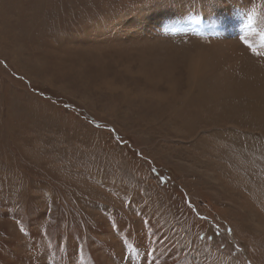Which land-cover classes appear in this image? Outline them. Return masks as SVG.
I'll return each instance as SVG.
<instances>
[{"label": "rangeland", "instance_id": "obj_1", "mask_svg": "<svg viewBox=\"0 0 264 264\" xmlns=\"http://www.w3.org/2000/svg\"><path fill=\"white\" fill-rule=\"evenodd\" d=\"M0 264H264V0H0Z\"/></svg>", "mask_w": 264, "mask_h": 264}, {"label": "snow or ice", "instance_id": "obj_2", "mask_svg": "<svg viewBox=\"0 0 264 264\" xmlns=\"http://www.w3.org/2000/svg\"><path fill=\"white\" fill-rule=\"evenodd\" d=\"M24 231V229L23 228H21V232H23Z\"/></svg>", "mask_w": 264, "mask_h": 264}]
</instances>
